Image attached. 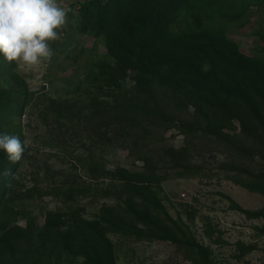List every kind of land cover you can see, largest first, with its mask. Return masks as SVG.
Here are the masks:
<instances>
[{
  "label": "trees",
  "instance_id": "1",
  "mask_svg": "<svg viewBox=\"0 0 264 264\" xmlns=\"http://www.w3.org/2000/svg\"><path fill=\"white\" fill-rule=\"evenodd\" d=\"M263 5L264 0H82L76 5L78 31L102 37L105 54L87 78L84 99H49L44 106L59 126L67 120L65 131L84 134L89 145L83 165L91 180L107 181L101 190L77 192L117 201L120 211L148 230L137 231L139 238L185 248L193 264H208L205 255L200 260L202 250L152 216L142 192H161L162 182L170 178L206 176L191 158L207 155L221 158L217 171L226 180L264 196V46L246 55L221 28L203 22L233 21ZM259 40L264 45V36ZM15 69L0 54V133L23 142L21 118L35 93ZM170 131L182 136L180 147L167 143ZM108 150L122 151L142 167L118 165L109 171L103 161ZM26 153L25 148L24 158ZM23 160L12 163L0 150V217ZM66 192L73 196L76 190L70 186ZM115 210L103 206L101 212L114 216ZM246 215L264 217V211ZM72 216L65 232L50 221L26 229L0 222V264L8 262L5 257L16 246L34 256L32 264L60 261L61 254L79 256L80 264H116L104 228L112 223L99 217L75 221ZM237 248L252 250L243 244Z\"/></svg>",
  "mask_w": 264,
  "mask_h": 264
},
{
  "label": "rangeland",
  "instance_id": "2",
  "mask_svg": "<svg viewBox=\"0 0 264 264\" xmlns=\"http://www.w3.org/2000/svg\"><path fill=\"white\" fill-rule=\"evenodd\" d=\"M81 1L59 0L68 10V25L61 38L52 44L54 56L51 62L35 70L16 65L15 72L35 93V99L21 118L27 153L17 170L12 194L7 200V211L1 214L0 222L8 227L16 225L26 229L28 224L41 227L50 221L49 225L54 227L60 223L59 231L65 232L72 213L75 221L99 217L112 223L104 228L116 264H193V257L185 248L180 249L166 240L139 238L137 231L148 230L134 224L130 215L120 211L117 201L93 196L92 192H77L87 187L101 190L107 181L91 180L83 165V157L87 154L84 148L89 145L84 134L71 132L72 128L65 131L63 127L68 126L67 120L62 119L59 126L54 114L46 111L44 106L49 99L60 103L84 99V90L89 86L87 78L94 64L105 54L102 37L95 38L78 31L76 5ZM203 22L221 28L246 55H252L264 46L259 40L264 36V5L251 7L233 21ZM166 138L167 143L175 148L182 144V136L175 131H170ZM93 151L99 157V153ZM123 155L122 151H106L103 155L106 169L112 171L118 165L130 170L142 167L141 162L125 159ZM218 159L221 158L192 157L191 163L201 166L206 176L170 178L162 182L161 192L156 189L152 193L142 192L143 205L176 235L182 233L188 241L194 242L203 252L201 261L205 255L208 264H264V217L246 215L264 211V196L226 180L224 173L217 171ZM70 186L76 190L73 196L66 192ZM153 192L156 196L152 195ZM134 197L136 195L132 199ZM103 206L116 208L114 216L102 213ZM158 206L162 209L155 212ZM133 225H136L135 229ZM238 244L252 247V250L242 252L238 250ZM13 252L5 257L6 264H32L34 256L25 255L21 246L14 247ZM3 257L1 255V259ZM53 257H57L56 254L50 259ZM80 263L79 256L69 254H61L60 261L53 258L49 262Z\"/></svg>",
  "mask_w": 264,
  "mask_h": 264
},
{
  "label": "clouds",
  "instance_id": "3",
  "mask_svg": "<svg viewBox=\"0 0 264 264\" xmlns=\"http://www.w3.org/2000/svg\"><path fill=\"white\" fill-rule=\"evenodd\" d=\"M68 25L59 0H0V54L17 67L33 70L51 62L52 44ZM27 141L0 133V150L12 163L24 158Z\"/></svg>",
  "mask_w": 264,
  "mask_h": 264
}]
</instances>
